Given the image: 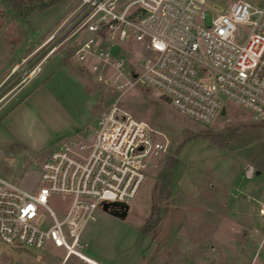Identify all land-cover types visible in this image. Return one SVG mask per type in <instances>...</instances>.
<instances>
[{
    "label": "rangeland",
    "instance_id": "rangeland-1",
    "mask_svg": "<svg viewBox=\"0 0 264 264\" xmlns=\"http://www.w3.org/2000/svg\"><path fill=\"white\" fill-rule=\"evenodd\" d=\"M234 1L205 0L203 10L223 13ZM242 1L254 6L264 2ZM79 4L60 0L21 18L0 3V79L13 70L0 89V177L36 192L49 154L69 143L71 155L85 157L97 119L115 107L148 124L167 149L149 160L124 219L95 210L94 222L81 234L88 244L85 255L102 264H264V172L244 159V149L220 147L208 138L254 122L251 114L225 101V115L202 125L179 114L153 90L135 87L119 96L97 82L71 58L81 36L64 41L66 20ZM52 32L55 37L45 43ZM124 53L132 63L143 57L136 44ZM80 145L86 149L80 151ZM170 157L177 160L171 193L161 199L157 177ZM48 207L59 218L66 202L53 196ZM152 208L159 209L157 222L142 234L140 229L156 219ZM42 222L50 224L44 210ZM0 264L85 263L66 259L63 248L51 245L43 250L11 245L0 249Z\"/></svg>",
    "mask_w": 264,
    "mask_h": 264
},
{
    "label": "built area",
    "instance_id": "built-area-1",
    "mask_svg": "<svg viewBox=\"0 0 264 264\" xmlns=\"http://www.w3.org/2000/svg\"><path fill=\"white\" fill-rule=\"evenodd\" d=\"M79 1L64 41L81 36L71 58L97 82L119 96L135 87L153 90L202 125L220 116L225 101L264 120V2L237 0L213 15L203 10L205 0ZM133 44L143 57L132 63L124 51ZM166 149L148 124L113 107L97 119L85 157L71 155L69 143L49 154L36 192L0 177V249L51 245L63 248L66 259L97 264L85 255L83 229L101 203L133 200L149 160ZM53 196L66 202L59 218L48 207ZM42 210L50 224L42 222Z\"/></svg>",
    "mask_w": 264,
    "mask_h": 264
},
{
    "label": "trees",
    "instance_id": "trees-1",
    "mask_svg": "<svg viewBox=\"0 0 264 264\" xmlns=\"http://www.w3.org/2000/svg\"><path fill=\"white\" fill-rule=\"evenodd\" d=\"M59 2L60 0H0V3L5 6V8L21 18H26L29 13L35 10H41ZM208 138L212 140L215 145L220 147L244 149L246 152L244 159H247L256 170L261 171V173L264 172V120H255L248 124L226 128L217 133H211ZM176 163L177 160L174 157H170L165 161L164 168L158 174L156 183L158 185L157 197L161 199L170 196L172 172ZM158 212V208H152V216L155 215V218ZM157 218L149 220L147 224L140 229V232L144 234L150 230L149 228H154Z\"/></svg>",
    "mask_w": 264,
    "mask_h": 264
},
{
    "label": "water",
    "instance_id": "water-1",
    "mask_svg": "<svg viewBox=\"0 0 264 264\" xmlns=\"http://www.w3.org/2000/svg\"><path fill=\"white\" fill-rule=\"evenodd\" d=\"M2 13H3V10H2V8H0V23H1ZM162 99L164 101H167L166 98H162ZM219 115L220 116L225 115V109L224 108L221 109ZM101 209L113 217H116L118 219H124L128 213L129 207L127 204H124V203H106V202H103V203H101Z\"/></svg>",
    "mask_w": 264,
    "mask_h": 264
},
{
    "label": "crops",
    "instance_id": "crops-1",
    "mask_svg": "<svg viewBox=\"0 0 264 264\" xmlns=\"http://www.w3.org/2000/svg\"><path fill=\"white\" fill-rule=\"evenodd\" d=\"M2 16H3V13H2ZM1 16V19H3V17ZM53 33V32H52ZM51 33V34H52ZM50 34V35H51ZM49 36V35H48ZM39 51V47L38 49L36 50V52ZM17 66V65H16ZM12 73H13V70L10 72V74H7L5 76L2 77V79H0V89L6 84V82L12 77ZM94 262H96L97 264H102L100 262H97L95 260H93Z\"/></svg>",
    "mask_w": 264,
    "mask_h": 264
}]
</instances>
